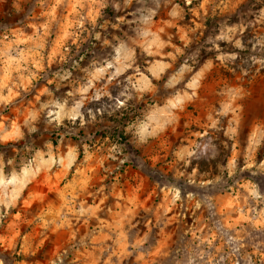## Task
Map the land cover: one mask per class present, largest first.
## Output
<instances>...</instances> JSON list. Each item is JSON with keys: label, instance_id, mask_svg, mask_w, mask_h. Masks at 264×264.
<instances>
[{"label": "rangeland", "instance_id": "rangeland-1", "mask_svg": "<svg viewBox=\"0 0 264 264\" xmlns=\"http://www.w3.org/2000/svg\"><path fill=\"white\" fill-rule=\"evenodd\" d=\"M178 3L179 8H173L168 19H162L155 25L151 20V10L146 12L138 22L136 39L129 44L128 22L119 18L121 13L116 11L111 0L106 6L93 5L88 0H0V51L8 53L7 57L0 59V109H3L5 117L0 127V140L6 143L17 140L22 131L33 122L38 123L44 114L52 119L74 116L78 111L77 104L85 96L92 95L89 89L103 95L108 89L102 88V85L110 79L120 82L123 95L115 96L112 101L119 108L122 103L131 102L129 95L143 99L154 95L156 85L164 77L168 78L170 88L175 87L197 62L198 74L194 75L192 86L198 87L215 73L216 78L209 86L208 95H220L222 99L204 109L203 120L200 109L189 111L188 116L183 118V124L177 125V133L180 128L193 131L183 137L171 154L166 148L171 142L162 144L160 150L164 157L156 159L155 166L170 173L176 161L191 164L193 159L203 155L198 152L199 133L216 124L222 114L226 113L229 117L222 123L230 125L234 122L237 127L243 124L246 117L252 119L264 115V67L257 64L259 71L253 69L250 76L241 79L233 71L232 61L227 58L236 49L238 39L249 49L255 46L258 52H264V22H258L264 20V15L256 13L255 27L249 24L241 36L236 31L240 23L216 22L225 16H231L235 21L236 13L245 9L249 0H225L223 5L220 0H215V5L193 0L190 8H185L180 0ZM252 3L264 7V0H252ZM78 21L83 24L82 29ZM201 44L203 47H198ZM85 49H88L87 53ZM190 51L192 55H188ZM105 52L108 54L104 55ZM141 55L143 59H140ZM202 56L203 61L200 60ZM181 59L183 66L169 75L171 67ZM227 76L235 78L236 83H230ZM62 92L65 95L62 96ZM73 95L75 99H70ZM34 96L39 97L35 108L24 103L25 97L31 100ZM184 100V93L180 92L170 98L168 106L151 107L146 113V124L171 121L173 112L169 110L170 106ZM202 103H206V99ZM212 107H215V113L209 111ZM229 132L230 126L218 135L216 143L220 144V155L212 165L201 164L204 179H211L215 185H210L212 197L197 199L194 205L183 209L172 206L167 214L164 206H171V197L152 185L139 171L128 168L117 169L101 177L99 183L104 188L98 191L102 194L98 197L93 195L97 184L95 176L108 167L109 160L104 156L112 140L104 132L97 133L100 137L95 142L98 154L80 170L76 184L65 187L53 177L42 185L47 191L33 192L21 205L28 210L44 205L39 214L41 220L51 219L56 225L50 234H45L47 229L41 220L23 211L17 215L14 209L11 216L0 224V254L20 264H51L62 248L58 236L67 229L77 235L82 245L87 246V251L81 248L83 255L79 257L78 264H105L108 255H102L100 249L117 247L113 243L116 240L113 229L118 232L127 225L125 217L132 213L134 206L137 217L149 209L155 217L153 223L162 222L160 243L164 246L173 239L174 233L169 229L184 226L205 236L210 234L209 229L218 236L223 235L224 251L228 252V245L232 244L230 237L244 229L251 234V243L246 249L251 254L255 244L264 241V234H258L252 226V221L264 219V203H257L259 197L249 198L246 178L250 172H256L264 165V146L258 151H249L245 144L237 141L230 151L225 152L223 141L230 139L226 135ZM254 136L257 142L264 138V125L254 126ZM57 148L64 150L62 144L53 143L45 151L35 154L33 163L37 170L51 166V157ZM113 149L116 154L119 153L118 145ZM74 154V149L68 148L64 161L66 165L74 159ZM208 155L213 156L215 152L209 149ZM217 162L223 165L219 169L215 168ZM32 171L30 164L23 175L0 176V195H15L17 188L27 183ZM213 172L216 173L214 178ZM81 189H86V194L77 196ZM52 195L56 196V200L49 199ZM261 195L264 196V192ZM69 197L76 201V214H73ZM105 205L112 209L107 216ZM227 224L233 225L235 231L225 229ZM260 233H264V227ZM22 238H26L27 245L23 253L20 252ZM261 251H264V246ZM244 253L245 250H241L239 256L232 257L225 264H235L236 259L240 260V264H247L243 259ZM116 260L114 255L112 264H116ZM123 264H127V259ZM251 264H261L258 255H252Z\"/></svg>", "mask_w": 264, "mask_h": 264}, {"label": "clouds", "instance_id": "clouds-1", "mask_svg": "<svg viewBox=\"0 0 264 264\" xmlns=\"http://www.w3.org/2000/svg\"><path fill=\"white\" fill-rule=\"evenodd\" d=\"M88 2L93 5L106 6L110 0H88ZM111 2L116 11L121 13L119 18L128 22L127 40L129 44H132V41L136 39L138 22L146 12L151 10V20L155 25L162 19H168L172 9L180 6L178 0H111ZM180 2L184 4L185 8H190L193 0H180ZM204 2L215 5V0H204ZM224 2L225 0H220L221 5ZM256 13L264 15V7H257L255 3H252V0H249L248 6L236 13L235 21H232L231 16H225L216 23H240V27L236 31L242 36L249 24L255 27L253 21ZM258 22H264V20ZM78 23L82 29L83 24L79 21ZM209 34L211 35V32ZM132 46L135 47V45ZM198 47H203V44ZM87 51L88 49L84 50L85 53ZM107 54L104 53V55ZM192 54V51L188 53V55ZM7 55L6 51H0V59L7 57ZM227 58L232 61V69L241 79L250 76L253 69L259 71V68L256 67L257 64L264 67V52H258L255 46L249 49L241 39L237 40L236 49ZM140 59H143L142 55ZM200 60L203 61L204 57L202 56ZM183 63L184 61L181 59L175 66H172L169 75L179 70ZM198 68L199 62L193 63L191 70L185 73L184 80L172 88L168 86V78L164 77L156 85L157 90L154 95H149L147 99L129 95L128 100L131 102L122 103L119 108L115 107L112 101L115 96L123 95L120 91V82L118 80L113 82L110 79L108 83L102 85V88L108 89L103 92V95L97 94L91 88L89 89L92 95L85 96L77 104L78 111L74 116L52 119L44 114L38 123L33 122L30 127L22 131L17 140L10 143L0 140V176L13 173L23 175L30 164L33 166L27 183L17 188L15 195H0V224L11 216L14 209L17 215L23 211L27 215L41 220L39 214L44 205H37L31 210L24 209L21 205L33 192L47 191L42 185L50 182L53 177L58 182L63 183L65 187L76 184V177L80 170L98 154L95 142L100 139L97 135L99 132L109 135L112 140L106 148L107 155L104 156L105 159L109 160L108 167L95 176L97 181L93 191L95 197L102 194L98 189L104 188V185L99 183L101 177L110 175L117 169L128 168L130 171H139L141 175L151 181L152 185L171 197V206H164L165 214L171 211L172 206L183 209L185 206L194 205L197 199H203L205 196L211 198L213 192L210 185L212 187L215 185L211 179H204L203 171L200 169L202 163L211 166L216 157L220 155V144L216 143L218 135L229 126L231 127V132L226 133L230 139L223 141L225 152L230 151L237 141L245 144L249 151H258L264 146V138L257 142V138L254 136V126L256 124L264 125V115L252 119L246 117L243 124L237 127L234 122L230 125L222 123V120H229L226 113L222 114L221 119L216 124L199 133L200 147L198 152H202L203 155L193 159L191 164H188L187 161H176L170 173H166L162 168L155 166V160L164 157V153L160 150L162 144H165L166 141L171 142L170 146L166 145L167 151L171 154L181 144L183 137L193 131L192 129L180 128L179 133H177V125L183 124V118L188 116V112L193 108L200 109V116L203 120L205 117L204 109L208 108L209 105H216L222 99L220 95H208L209 86L212 80L216 78L215 73L211 78L203 80L198 87L192 86V80L194 75L198 74ZM226 78L230 83H236L235 78L231 76ZM109 84L111 85L110 88ZM180 92L184 93L185 100L178 105L170 106L169 110L173 112L171 121L146 124V113L151 107L156 105L168 106L170 98ZM61 95L65 94L62 92ZM69 98L75 99V96ZM205 99L206 103H202V100ZM36 102H39L37 96L31 100L27 97L24 98V103L31 104L33 108H35ZM209 111L215 113L216 109L212 107ZM65 119L68 120L67 123H65ZM4 122V112L3 109H0V127L3 126ZM53 143L62 144L64 150L54 149L51 166L37 170L33 163L35 154L45 151L48 145ZM116 145L120 149L118 154L113 149V146ZM68 148L74 149L75 154L74 159L68 161L66 165L64 161L68 156ZM209 149L213 150L215 155L209 156ZM168 158L170 159L171 155ZM222 166L221 162L215 164L217 169ZM215 176L216 173L213 172V178ZM246 180L249 185V198L259 197L257 203H264V196L261 195V192H264V165L256 172H250ZM86 191V189H81L77 196L85 195ZM49 199L56 200V196L52 195ZM68 199L73 214H76V201L72 200L71 197ZM46 203L47 201H45ZM105 208L107 209L105 211L107 216L112 212V209L108 205H105ZM135 212L136 207L134 206L132 213L125 217L127 225L121 227L118 232L113 229L114 234H116V240L113 243L117 247H113L111 250L108 247L100 249L102 255L104 253L108 255L105 264H112L114 255L117 257L116 264H123L124 259H127V264H139L140 261H143V264H225L232 257L239 256L241 250H245L243 259L247 264H251L252 255H258L261 264H264V251H261L264 241L255 244L251 254L247 253L246 249L251 243V239H249L251 234L244 229L236 231L235 235L230 237L232 244L228 245V252L224 251L225 240L223 235L218 236L215 231L209 229L210 234L205 236L184 226L169 229L170 232L174 233L173 239L167 246H164L160 243V225L162 222L157 221L154 224L155 217L149 209H146L138 217ZM156 214H159V209L156 210ZM41 222L47 229L46 235L50 234L52 227L56 226L51 219L41 220ZM252 226L258 234H264L260 233V229L264 227V219L252 221ZM224 228L228 231H235L234 226L230 224L224 225ZM242 232L244 235H241ZM58 239L61 240L62 248L56 258L51 261V264H78L79 257L83 255L81 248L83 247L84 251H87V246L82 245L77 235L68 232L67 229L59 234ZM26 246V238H22L20 242L21 253ZM92 247L95 248L96 244L93 243ZM0 264H20V262L0 254ZM34 264H39V262H34ZM235 264H240V260L236 259Z\"/></svg>", "mask_w": 264, "mask_h": 264}]
</instances>
